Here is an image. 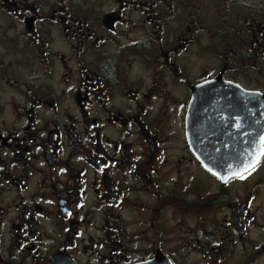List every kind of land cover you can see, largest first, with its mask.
<instances>
[{
	"label": "flooded vegetation",
	"instance_id": "flooded-vegetation-1",
	"mask_svg": "<svg viewBox=\"0 0 264 264\" xmlns=\"http://www.w3.org/2000/svg\"><path fill=\"white\" fill-rule=\"evenodd\" d=\"M261 125L264 0H0V264H264Z\"/></svg>",
	"mask_w": 264,
	"mask_h": 264
},
{
	"label": "snow or ice",
	"instance_id": "snow-or-ice-1",
	"mask_svg": "<svg viewBox=\"0 0 264 264\" xmlns=\"http://www.w3.org/2000/svg\"><path fill=\"white\" fill-rule=\"evenodd\" d=\"M262 161H264V136L259 137V144L256 145L250 155L241 161L240 166L233 172V175L244 179L245 174H250V172L255 170ZM209 171H211V169H209Z\"/></svg>",
	"mask_w": 264,
	"mask_h": 264
},
{
	"label": "water",
	"instance_id": "water-1",
	"mask_svg": "<svg viewBox=\"0 0 264 264\" xmlns=\"http://www.w3.org/2000/svg\"><path fill=\"white\" fill-rule=\"evenodd\" d=\"M260 136H264V126L261 125L260 127V131H259V137ZM253 151H248V150H243L242 152H239V157H238V161H235L232 164H229L227 166L224 167H215V166H210V165H205L206 168L211 169L214 172H217L219 174H227V176H231L233 175V172L236 171L238 169V167L240 166V163L242 160H244L245 157H247L248 155H250ZM204 165V163H203Z\"/></svg>",
	"mask_w": 264,
	"mask_h": 264
}]
</instances>
